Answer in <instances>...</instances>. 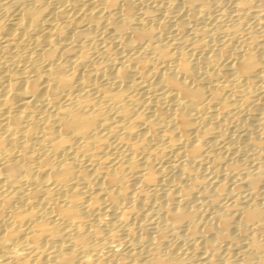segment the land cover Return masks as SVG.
Listing matches in <instances>:
<instances>
[{
  "label": "bare ground",
  "instance_id": "6f19581e",
  "mask_svg": "<svg viewBox=\"0 0 264 264\" xmlns=\"http://www.w3.org/2000/svg\"><path fill=\"white\" fill-rule=\"evenodd\" d=\"M0 264H264V0H0Z\"/></svg>",
  "mask_w": 264,
  "mask_h": 264
}]
</instances>
